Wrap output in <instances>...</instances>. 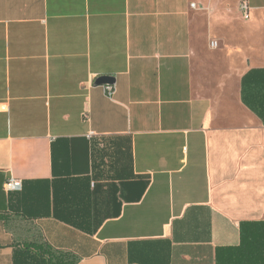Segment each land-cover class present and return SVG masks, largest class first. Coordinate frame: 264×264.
Segmentation results:
<instances>
[{
	"label": "crops",
	"instance_id": "crops-1",
	"mask_svg": "<svg viewBox=\"0 0 264 264\" xmlns=\"http://www.w3.org/2000/svg\"><path fill=\"white\" fill-rule=\"evenodd\" d=\"M242 1L0 0V264H219L264 224V0Z\"/></svg>",
	"mask_w": 264,
	"mask_h": 264
},
{
	"label": "trees",
	"instance_id": "trees-1",
	"mask_svg": "<svg viewBox=\"0 0 264 264\" xmlns=\"http://www.w3.org/2000/svg\"><path fill=\"white\" fill-rule=\"evenodd\" d=\"M242 242L236 248L218 251L219 264H264V224L244 225ZM36 252H25L22 261L15 264H74L66 254L35 246ZM17 258V255H16Z\"/></svg>",
	"mask_w": 264,
	"mask_h": 264
},
{
	"label": "built area",
	"instance_id": "built-area-1",
	"mask_svg": "<svg viewBox=\"0 0 264 264\" xmlns=\"http://www.w3.org/2000/svg\"><path fill=\"white\" fill-rule=\"evenodd\" d=\"M192 8H196V4H192ZM240 11L243 14L245 19H249L250 17V8L247 0H244L240 4ZM216 46V44H214ZM105 93L109 98L113 99L116 94V86L115 85H104L103 86ZM23 189V183L17 179L9 180L5 185V190L7 192H20Z\"/></svg>",
	"mask_w": 264,
	"mask_h": 264
},
{
	"label": "water",
	"instance_id": "water-1",
	"mask_svg": "<svg viewBox=\"0 0 264 264\" xmlns=\"http://www.w3.org/2000/svg\"><path fill=\"white\" fill-rule=\"evenodd\" d=\"M115 83V79L109 76H103L100 77L96 80L95 82V86H104V85H110V84H114Z\"/></svg>",
	"mask_w": 264,
	"mask_h": 264
}]
</instances>
